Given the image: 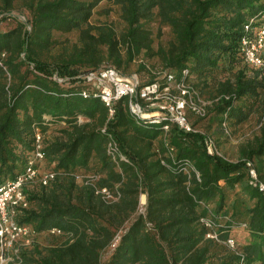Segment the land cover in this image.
I'll return each instance as SVG.
<instances>
[{"label": "trees", "instance_id": "obj_1", "mask_svg": "<svg viewBox=\"0 0 264 264\" xmlns=\"http://www.w3.org/2000/svg\"><path fill=\"white\" fill-rule=\"evenodd\" d=\"M103 1L0 0V186L24 174L36 133L35 167L56 174L22 186L14 221L29 243L7 264H264V71L239 49L264 0H112L121 27L91 23ZM105 67L140 86L186 71L208 100L204 117L187 113L203 134L140 119L125 98L109 118L87 82ZM251 119L257 131L235 161L208 154L205 136L218 149L214 136Z\"/></svg>", "mask_w": 264, "mask_h": 264}, {"label": "built area", "instance_id": "obj_2", "mask_svg": "<svg viewBox=\"0 0 264 264\" xmlns=\"http://www.w3.org/2000/svg\"><path fill=\"white\" fill-rule=\"evenodd\" d=\"M255 27L257 30L254 32ZM239 49L248 65L264 71V14L255 26H245L244 33L239 39ZM186 73L183 71L178 81L172 75H168L167 85L154 82L140 86L136 76H122L113 68L105 67L97 73L90 74L87 82L95 88L97 92L95 96L107 108L109 118L113 117L114 104L119 99L125 98L131 114L140 119L150 120L152 123L167 121L186 133H202L191 126L187 113L204 117L208 102L200 99L196 90L183 81L182 78ZM168 128V125H164L162 129L166 132ZM40 140L41 135L36 133V152L28 162L24 174L0 186V264H7L11 260V255L17 252V245L29 243L30 228L17 225L14 221V208L24 200L22 186L37 179L42 185H47L56 176L52 171L38 176L39 171L35 165L43 159ZM108 146L112 149L116 147L112 140L109 141ZM205 147L208 154H219L214 139L210 136H205ZM119 157L125 160L123 156L119 155ZM193 170L194 168L188 163L183 167V171L188 175ZM249 178L256 181V173L253 169L249 170ZM258 188L264 192V185L259 184ZM100 193L105 199L111 197L105 189H101ZM51 233L59 234L60 231L53 229ZM227 243L230 246L234 245L232 239Z\"/></svg>", "mask_w": 264, "mask_h": 264}, {"label": "rangeland", "instance_id": "obj_3", "mask_svg": "<svg viewBox=\"0 0 264 264\" xmlns=\"http://www.w3.org/2000/svg\"><path fill=\"white\" fill-rule=\"evenodd\" d=\"M91 23H106L116 27H121L123 25L118 8L113 4L112 0L103 1L98 5V7L93 12ZM256 30L257 27L254 28V32ZM168 38L169 33L166 28H163L159 33L155 32L152 36L154 47L165 44ZM150 63H155V61ZM256 129L257 123L255 119H251L243 124L238 130H236V132L232 134L230 138H225L223 135L217 137L214 136L219 146L217 149L218 153L228 160L235 161L237 159L236 157L238 156L240 145L251 139L252 135L257 131ZM48 171L49 168L45 163L39 165V173H45Z\"/></svg>", "mask_w": 264, "mask_h": 264}, {"label": "bare ground", "instance_id": "obj_4", "mask_svg": "<svg viewBox=\"0 0 264 264\" xmlns=\"http://www.w3.org/2000/svg\"><path fill=\"white\" fill-rule=\"evenodd\" d=\"M145 200H146V199H145V196H144V195H141V196H140V204H141V205H144Z\"/></svg>", "mask_w": 264, "mask_h": 264}]
</instances>
